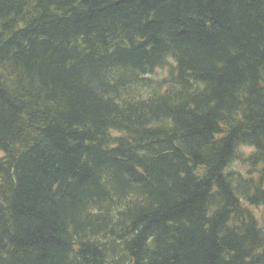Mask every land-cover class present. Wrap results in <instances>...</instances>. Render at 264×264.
<instances>
[{"label":"trees","instance_id":"trees-1","mask_svg":"<svg viewBox=\"0 0 264 264\" xmlns=\"http://www.w3.org/2000/svg\"><path fill=\"white\" fill-rule=\"evenodd\" d=\"M0 264H264V0H0Z\"/></svg>","mask_w":264,"mask_h":264},{"label":"rangeland","instance_id":"rangeland-1","mask_svg":"<svg viewBox=\"0 0 264 264\" xmlns=\"http://www.w3.org/2000/svg\"><path fill=\"white\" fill-rule=\"evenodd\" d=\"M163 71H160L159 74H162ZM243 151H249V148H244ZM256 214L259 215V210L258 209H254Z\"/></svg>","mask_w":264,"mask_h":264}]
</instances>
